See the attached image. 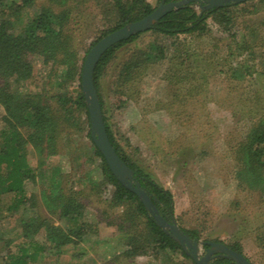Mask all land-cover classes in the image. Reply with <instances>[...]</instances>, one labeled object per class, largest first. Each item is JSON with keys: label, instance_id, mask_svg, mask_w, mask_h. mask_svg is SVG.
Masks as SVG:
<instances>
[{"label": "rangeland", "instance_id": "1", "mask_svg": "<svg viewBox=\"0 0 264 264\" xmlns=\"http://www.w3.org/2000/svg\"><path fill=\"white\" fill-rule=\"evenodd\" d=\"M147 1L155 8L161 5L160 0ZM43 5L49 6L48 0L37 2L39 8ZM193 8L200 9L197 4ZM231 11L232 25L225 28L212 17L203 39L180 36L169 40L150 32L142 34L108 67L101 79V93L115 140L172 193L179 228L197 230L200 242H240L252 264H264V249L257 241L258 234L264 232V192L247 185L242 161L243 144L256 126L264 125V0ZM78 13L75 49L78 65L83 67L93 43L112 26L114 17L96 2ZM159 44L169 47L166 59L150 64L127 85L128 99L122 105L118 87L124 79L123 65L153 54ZM204 58H214L215 62L206 65ZM171 69H181V76L190 81L174 84L167 78ZM45 75L42 63L36 61L35 91L42 90ZM55 81L54 77L47 92L73 94L79 84L75 81L60 91ZM3 115L0 106V133ZM91 151L87 133L67 125L63 126L56 156L39 157L29 149L36 182L27 188L36 196L40 213L58 227L69 225L59 214L50 213L43 200L60 182L67 191L79 194L87 207L84 220L91 228L83 243L66 248L60 256L42 257L31 264H193L180 253L167 255L156 250L133 260L116 259L127 249L118 230L124 209L110 206L115 188L103 181L100 160L94 159ZM7 200L0 197V201ZM19 231L16 219L0 213V236L8 241L16 239L12 252L22 245ZM33 241L43 242V236ZM2 245L0 241L1 258L6 252ZM204 253L202 249L201 255Z\"/></svg>", "mask_w": 264, "mask_h": 264}, {"label": "trees", "instance_id": "2", "mask_svg": "<svg viewBox=\"0 0 264 264\" xmlns=\"http://www.w3.org/2000/svg\"><path fill=\"white\" fill-rule=\"evenodd\" d=\"M38 1L21 0L16 3L0 0V106L4 111L2 116L4 128L0 133V197L8 198L6 203L0 201V213L4 212L9 218L17 220L19 238L22 239V245H18L17 250L12 252V243L16 239L8 241L0 236L2 246L6 250L5 255L0 257V264H31L42 257L60 256L66 248L83 243L91 229L84 220L87 207L81 201L79 194L71 190L67 191L60 182L50 194L43 196V200L50 213L59 214L61 219L68 221L69 225L66 228L54 225L48 217L43 216L36 196L28 192L27 185L36 182V173L29 161V149H33L39 157L56 156L64 125L69 128L77 127L78 130L87 133L93 158L100 160L103 181L115 188L110 206L124 209L118 230L124 236L123 245L127 249L116 259L133 260L156 250L167 255L180 253L185 259L196 264L186 255L182 247L158 226L138 197L114 177L102 153L96 148L91 137L90 115L81 86L83 67L78 65L75 49V20L83 7L96 2V5H103L108 16L114 17L112 26L103 32L93 46L112 32L151 15L157 8L147 0H48L49 6L43 5L40 8L37 6ZM163 1L172 3L184 0H160V3ZM252 1L254 0L248 2ZM194 4L196 3L191 1L171 11L145 33L150 32L169 40H178L180 36L203 39L209 32L210 18H216L225 28L230 27L233 22L231 9L242 5L229 4L223 8L196 10L193 8ZM145 33L131 37L109 49L95 68L94 83L107 133L114 149L121 160L134 172L135 181L149 195L159 214L170 222L175 218L172 193L158 184L152 175L132 160L115 140L104 115L105 104L101 93V79L108 67L124 49ZM166 47L159 44L153 54L143 55L144 57L123 65L121 74L124 79L118 87L120 99L123 100L120 101L122 105L127 103V85L139 78L150 64L155 65L165 60V52L169 50V47ZM176 47L179 50L178 43ZM183 47V53L186 54L188 50L186 46ZM203 60L206 65L215 62L214 58ZM36 61L42 63L46 73L40 92L35 91L34 88ZM174 62L172 60V63ZM170 68H174V64ZM181 73V69L168 70L167 78L174 84L183 85L186 81H190L183 78ZM54 77L55 85L60 91L67 89V86L75 81L79 83L78 88L73 94L49 93L50 90L46 87ZM242 150L243 176L247 185L251 190L261 189L264 192L263 124L254 128L247 142L243 144ZM29 213L32 216L26 218ZM183 231L191 239L200 240L201 234L197 230ZM38 235L43 236V242L33 241ZM257 241L264 249V232L258 234ZM227 246L246 257L240 242ZM246 258L249 260L248 257ZM209 264L235 263L217 257Z\"/></svg>", "mask_w": 264, "mask_h": 264}, {"label": "water", "instance_id": "3", "mask_svg": "<svg viewBox=\"0 0 264 264\" xmlns=\"http://www.w3.org/2000/svg\"><path fill=\"white\" fill-rule=\"evenodd\" d=\"M195 1L198 2L200 0ZM248 1L250 0H209L207 1L208 6L206 9L223 8L229 4L240 5ZM189 2L191 0L172 3H165L163 1L151 15L103 37L90 49L82 69L81 86L90 115L91 137L96 148L105 158L114 177L138 197L147 212L153 216L158 226L174 239L196 264H209L217 257L226 258L235 264H252L245 256L233 251L223 243L200 242L191 239L188 234L179 228L175 218L167 222L159 214L149 195L135 181L134 172L121 160L110 141L104 121L103 110L94 83L95 68L99 60L109 49L131 37L150 31L168 13L185 6ZM202 249L205 251L203 256L201 255Z\"/></svg>", "mask_w": 264, "mask_h": 264}, {"label": "flooded vegetation", "instance_id": "4", "mask_svg": "<svg viewBox=\"0 0 264 264\" xmlns=\"http://www.w3.org/2000/svg\"><path fill=\"white\" fill-rule=\"evenodd\" d=\"M191 1H193L194 3H196L199 7H200V9H202V10H208V9H206V7L208 6L207 5V1H209V0H200V1H195V0H191ZM163 2H161V4H162ZM210 10V9H209Z\"/></svg>", "mask_w": 264, "mask_h": 264}]
</instances>
